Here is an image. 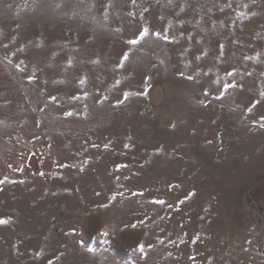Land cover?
Segmentation results:
<instances>
[{"label":"rangeland","instance_id":"1","mask_svg":"<svg viewBox=\"0 0 264 264\" xmlns=\"http://www.w3.org/2000/svg\"><path fill=\"white\" fill-rule=\"evenodd\" d=\"M0 219V264H264V0H0Z\"/></svg>","mask_w":264,"mask_h":264},{"label":"snow or ice","instance_id":"2","mask_svg":"<svg viewBox=\"0 0 264 264\" xmlns=\"http://www.w3.org/2000/svg\"><path fill=\"white\" fill-rule=\"evenodd\" d=\"M146 32H147V30H144V31H142L141 33H140V39H143V37H144V35L146 34ZM139 42V40H133V41H131V43H138ZM6 221H4L3 219H0V224H3V223H5Z\"/></svg>","mask_w":264,"mask_h":264}]
</instances>
